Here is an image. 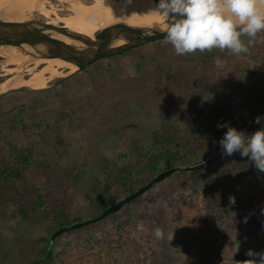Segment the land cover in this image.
<instances>
[{
	"label": "rangeland",
	"instance_id": "1",
	"mask_svg": "<svg viewBox=\"0 0 264 264\" xmlns=\"http://www.w3.org/2000/svg\"><path fill=\"white\" fill-rule=\"evenodd\" d=\"M33 1L49 10L48 14L37 8L14 14L60 25V17L72 13L67 0ZM258 39L261 42L247 54L238 56L218 49L207 51L208 55L199 51L177 55L162 39L141 45L139 57L99 59L87 70L82 69L85 66L64 69L62 76L54 77L46 87L51 93L57 90L62 100L48 103L44 116L49 123L59 121L60 137L51 128L41 134L16 130L7 136L18 148H31L33 155L19 179L0 185V264H47L50 251L57 254L65 245L78 247L89 235H107L128 219L136 226V264H246L252 259L248 250L264 252V172L239 152L223 156L220 147L213 149L206 137L189 130L194 122L199 131L205 128L211 113L220 111L239 122L237 130L253 133L246 126L252 120L248 114L238 118L235 113L242 114L250 103L264 109V32ZM217 58L222 67L216 66ZM9 68L0 63V81L10 76L4 75ZM69 75L64 82H56ZM24 88L30 87L6 92V102L30 103L40 94ZM61 109L74 112L60 120ZM31 117L27 120L34 123ZM168 124L186 140L185 147L197 152L198 158L191 157L190 163L209 158L212 162L195 174L175 172L104 219L57 236L47 253L48 239L56 228L50 218L33 212V201L39 196L48 198L56 203L45 201L49 209L61 206L71 218L96 216L100 213L94 203L99 183L114 182L119 165L138 159L132 144L148 148L152 136L164 133ZM8 153V144L0 138V155ZM248 181L254 183L255 199ZM113 189L118 200L128 194L117 185ZM19 205L27 208L26 218L11 216ZM140 223L146 231L138 230ZM156 227L164 231V240L154 237ZM171 231L173 238L168 242ZM236 243L238 252H234Z\"/></svg>",
	"mask_w": 264,
	"mask_h": 264
},
{
	"label": "trees",
	"instance_id": "2",
	"mask_svg": "<svg viewBox=\"0 0 264 264\" xmlns=\"http://www.w3.org/2000/svg\"><path fill=\"white\" fill-rule=\"evenodd\" d=\"M242 40L247 41V37H242ZM161 40L154 41L159 43ZM139 47H134L128 49L118 55L105 57H119V56H141L138 54ZM208 55L207 51L204 53ZM196 56H192V59L195 60ZM104 59V58H101ZM99 60L93 62L92 64L85 66L84 70H87L90 66L97 63ZM72 75V74H71ZM69 76H64L58 78L56 82L62 83L67 80ZM24 90H31L30 88H24ZM35 91L40 92L39 95H35L30 103L29 101L13 103L8 99H5L6 93L0 95V138L3 139L6 144H8L9 153L7 156L0 155V185L6 186L8 183L13 182L14 179H19L22 176V169L30 162V159L33 155L31 148H18L12 141L7 139V136L16 130H21L26 132V134L36 133L41 134L40 132L44 129H53L55 134L60 137V127L58 122L52 124L47 121V118L44 116V112L47 110L45 106L48 103H53L54 101L58 103L61 102L60 93L55 90L50 92L49 87L43 89H37ZM21 92V91H20ZM250 108L243 112L242 114L235 113L236 117L241 118L244 114L252 119L249 124L251 132H254L258 129L264 128V109L262 106H256L254 103L249 104ZM257 109V111L252 112L251 110ZM62 111V112H61ZM59 111L61 120L64 116L72 110L61 109ZM38 114L36 117L32 116ZM7 115V116H6ZM32 116V117H31ZM261 117V123H255L256 117ZM31 117L35 119L34 123H30L27 118ZM210 121L207 122L205 128H202L200 131L197 129L198 124L196 122L192 123V126H189L191 133H197L200 137H206V141L209 144H212V148L220 147V140L223 138L224 133L227 131L226 127H217V124L223 125L227 122L229 127L237 129V121H233L232 116H227L222 114L220 111H214L211 113ZM166 131L160 134L156 132L152 136L151 145L148 148L143 147L142 145L132 144L133 148L137 151L138 159L133 162H123L122 165L118 166L116 180L110 182L104 180L99 183L100 193L97 195L94 203L98 212L104 210L107 206L113 204L118 200V193L111 191L114 190V185L120 188L123 193H130L133 190L137 189L145 182L150 180L160 171L170 168L173 166H178L181 164H189V159L195 160L198 158L196 151H191L190 147H185V142L183 137L178 135V131L174 128L173 125L168 124L166 126ZM11 144V145H10ZM118 164V162H117ZM196 164L195 162L190 163L189 165ZM199 170H190V171H177L176 173H196ZM250 184V194L252 197H255V190H253L254 183L248 181ZM45 198V197H44ZM137 199V198H136ZM134 199L133 201H135ZM255 199V198H254ZM46 202H51L54 206L56 203L52 200L46 198L45 200L40 196L36 201H33V212L40 213L39 215L43 218H50L52 228H58L62 225H69L72 222L81 221L82 217L75 216L71 218L70 214L66 213L63 207L55 206L49 209V206L45 204ZM131 201V202H133ZM187 200V204H189ZM130 203V202H129ZM43 207L42 212L39 211V208ZM27 208H24L23 205H19L15 210L11 211L12 217L20 216L21 218H26L29 213L26 211ZM18 213V214H17ZM113 216V215H112ZM190 220V218H189ZM131 221L125 220L123 223H117L115 228L107 235L102 237L96 235H89L85 240L82 241L75 247L65 245L61 248V252L53 254L50 251L49 255L46 257L44 263L47 264H136L138 257V248L136 236L135 224L131 225ZM176 227L178 224V219L176 217ZM88 226L81 227V229L87 228ZM179 232L176 233L175 238L178 237ZM49 242V239H48ZM33 264V263H31Z\"/></svg>",
	"mask_w": 264,
	"mask_h": 264
},
{
	"label": "clouds",
	"instance_id": "3",
	"mask_svg": "<svg viewBox=\"0 0 264 264\" xmlns=\"http://www.w3.org/2000/svg\"><path fill=\"white\" fill-rule=\"evenodd\" d=\"M155 11L167 18L168 23L163 30L166 33L165 42L174 48L177 55L211 52L214 49L221 52L227 50L236 56L247 54L251 46L261 42L258 34L264 32V0H159ZM242 37H247V41ZM215 64L222 67L219 58ZM254 122L261 123V117H256ZM217 127L227 128L219 142L223 156L239 152L264 172V128L246 135L229 127L227 122L223 125L218 123ZM230 200L235 203L234 199ZM138 230L146 231L143 223L138 225ZM153 232L157 240L165 239L160 227ZM172 238L171 231L167 235L168 242ZM238 251L239 244L236 243L234 252ZM246 254L252 257L246 264H264V252L255 253L250 249Z\"/></svg>",
	"mask_w": 264,
	"mask_h": 264
},
{
	"label": "water",
	"instance_id": "4",
	"mask_svg": "<svg viewBox=\"0 0 264 264\" xmlns=\"http://www.w3.org/2000/svg\"><path fill=\"white\" fill-rule=\"evenodd\" d=\"M167 23V18L148 22L139 12H130L125 29L117 35L104 36L93 24L78 22L60 24L61 27L58 29L56 35L44 37L28 29L20 17L0 5V46L6 53L21 54L31 60L41 62L67 61L81 64L84 67L101 58L118 55L128 49L165 39L166 33H163V30L166 28ZM83 33L88 35L89 42L85 44H74L71 42L74 36ZM28 66L29 64H26L21 70L10 74L9 77L0 81L2 83L0 95L14 88L12 83L13 77L26 74ZM211 162L212 158H209L194 165L166 168L153 176L145 184L107 206L96 216L76 221L69 225L59 226L53 230L49 237L47 253H49L51 245L57 236L104 219L108 215L118 211L125 204L144 194L156 183L177 171L199 170Z\"/></svg>",
	"mask_w": 264,
	"mask_h": 264
},
{
	"label": "bare ground",
	"instance_id": "5",
	"mask_svg": "<svg viewBox=\"0 0 264 264\" xmlns=\"http://www.w3.org/2000/svg\"><path fill=\"white\" fill-rule=\"evenodd\" d=\"M67 1L71 5L72 13L68 16L60 17L59 20H61V23L72 24L89 22L98 28L100 33L104 36L121 33L127 25L130 12H139L148 22L166 19L163 14L155 11L159 0H131L130 3H128L127 0H92L90 4L81 3L78 0ZM33 3V0H21V2L18 0H0V5L6 10L10 9L13 13L22 9L32 10L33 8H37L44 14H48L49 10H46L43 6L37 5V7L35 3ZM39 3L40 2L37 4ZM17 16L21 18V16ZM21 19L28 29L44 37L56 35L58 29L61 27V25H57L55 21H42L28 17H23ZM89 40L88 35L83 33L74 36L71 42L74 44H85L89 42ZM0 63L11 65V68L8 69L6 74H14L18 70H21L23 66L29 64V67L26 68L28 72L27 78L24 77V74L14 76L12 83L14 87L26 86L33 89L45 88L54 77L62 76L64 69L75 71L82 67L81 64L67 61L41 62L38 60H31L21 54L6 53L1 46ZM1 84L2 83H0V86Z\"/></svg>",
	"mask_w": 264,
	"mask_h": 264
},
{
	"label": "flooded vegetation",
	"instance_id": "6",
	"mask_svg": "<svg viewBox=\"0 0 264 264\" xmlns=\"http://www.w3.org/2000/svg\"><path fill=\"white\" fill-rule=\"evenodd\" d=\"M5 74H6V73H5ZM0 77H1V79H2V78H3V75H1ZM5 79H6V78H5Z\"/></svg>",
	"mask_w": 264,
	"mask_h": 264
}]
</instances>
